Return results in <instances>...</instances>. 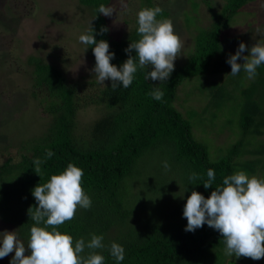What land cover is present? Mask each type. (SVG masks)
<instances>
[{
  "label": "trees",
  "instance_id": "16d2710c",
  "mask_svg": "<svg viewBox=\"0 0 264 264\" xmlns=\"http://www.w3.org/2000/svg\"><path fill=\"white\" fill-rule=\"evenodd\" d=\"M252 1L224 0L218 13L208 4L211 24L200 29L194 51L186 62L174 67L165 83L146 80V72L151 71L149 68L138 70L127 89L120 86L113 90L110 80L104 85L93 78L73 80L62 68L41 57H27V63L32 66L31 95L50 120L36 137L20 138L23 152L14 154L2 150L0 154V217L14 226L26 247L30 228L35 226L31 219L36 206L33 189L48 182L52 175L63 172L71 163L83 170L81 186L92 205L88 210L78 208L75 217L59 226L58 231L71 235L74 241L83 238L86 243L93 234L102 235L104 248L96 252L105 257L104 264L213 262L218 246L225 243L220 233L207 224L188 232L180 225L168 226L166 222L146 220L142 227L132 230L131 235L130 231L124 230V224L135 210L131 192L133 180L144 176L142 182L147 193L158 198H167L171 189L177 187L197 191L208 198L225 176L253 169V159L245 156V137L262 133L259 128L264 125V64L257 68L255 79L238 91L230 90L223 81H216L212 71V64L222 50V32L232 17ZM78 2L89 8L92 19L96 16L91 19L94 38L97 42L104 40L109 44V51L114 53L110 63L119 69L128 58L125 49L129 43L140 39L137 18L127 33L118 36L108 17L98 13L101 4L111 7L112 0ZM194 4L198 5V2ZM153 7L156 6L152 0H143L142 9ZM162 9L158 20L166 19L169 14ZM102 27L108 31L101 34ZM92 47L94 45L88 50L95 64ZM132 55L135 56L134 50ZM186 80H194L199 90L207 94V102L201 106L204 112L195 111L193 105L187 106L188 101L177 98L179 87ZM154 88L163 91L161 101L148 95ZM232 95L242 99L238 119L242 137L226 148L223 147L225 144L220 145V156L213 159L210 157V141L198 139L196 131L203 130L204 113L210 107H221L224 99H231ZM91 105L100 109V116L88 126L79 124L78 112ZM202 134L199 132L200 136ZM48 150L54 153L51 158L46 156ZM37 158L43 161L40 176L34 172L33 161ZM165 160L170 165L169 170L163 167ZM208 169L214 170L215 180L213 187L205 189L202 183L207 179ZM193 173L202 179L190 181ZM149 201L143 200L139 207ZM109 230L116 235L111 238ZM128 241H131L129 245ZM112 243L124 248L123 261L117 262L110 255ZM88 251L85 249L83 255L87 256ZM0 264H10V261L0 260Z\"/></svg>",
  "mask_w": 264,
  "mask_h": 264
},
{
  "label": "rangeland",
  "instance_id": "374dc122",
  "mask_svg": "<svg viewBox=\"0 0 264 264\" xmlns=\"http://www.w3.org/2000/svg\"><path fill=\"white\" fill-rule=\"evenodd\" d=\"M122 2L126 8L122 7ZM152 2L168 11L166 19H171L174 33L183 41L181 56L174 61V67H177L186 62L194 51L200 29L209 27L212 22L208 4L218 13L224 0H208V3L205 0ZM194 2H198V5ZM142 4L143 0H112L111 7L116 11L108 20L116 35L122 36L134 26ZM91 14L89 8L79 4L78 0H0V154L2 150L14 154L23 152L20 138L36 137L50 120L38 107L37 99L31 95L32 66L26 61L29 55L39 56L62 68L70 79L97 80L92 72L95 64L90 52L88 48L84 51L85 45L79 41V36L88 32ZM241 42L246 45L242 56L248 55L247 49L255 43H264V0L248 2L232 17L222 32V50L212 64L213 78L227 83V88L230 87L232 91L248 86L255 79H248L243 70L236 76H229L231 66L226 61L232 52H236ZM237 62L242 64L243 60L239 59ZM238 95L224 99L219 108L210 107L204 113L203 130L199 131L204 134L200 136L196 131L198 139L210 141V157L213 159L220 156V145L225 144L223 147L226 148L242 137L238 126L242 99ZM177 98L188 101L187 106L193 105L195 111L204 112L201 111V106L207 102V94L199 90L194 80H186L179 87ZM100 114L97 106H87L78 112L79 124L88 126ZM259 130L262 132L260 135L248 134L245 137L244 152L246 159H253V169L244 172L249 177L264 179V125ZM158 174L156 171V176ZM143 177L132 181V205L135 204V210L131 211L124 230L130 231L131 235L132 230L142 227L146 220L185 228L187 220L183 217V209L191 192L185 191L184 187H177L171 189L167 198H158L147 193ZM148 199L151 201L139 207L143 200ZM5 231H15L14 226L0 217V233ZM108 235L112 238L116 233L109 230ZM130 242L128 241V245ZM225 247L226 245L218 246L211 264H264V258L253 260L226 255ZM13 255L14 253H10L0 260L10 261Z\"/></svg>",
  "mask_w": 264,
  "mask_h": 264
},
{
  "label": "clouds",
  "instance_id": "9594fccd",
  "mask_svg": "<svg viewBox=\"0 0 264 264\" xmlns=\"http://www.w3.org/2000/svg\"><path fill=\"white\" fill-rule=\"evenodd\" d=\"M122 7L127 6L122 2ZM115 11L114 7L103 4L98 8V13L107 17ZM162 12L163 9L156 6L144 8L137 13L140 39L129 43L125 49L128 58L119 69L110 63L114 53L109 51V44L104 40H95L94 29L89 21L88 32L80 35L79 41L85 45L84 51L94 45L92 51L96 63L92 72L98 83L104 85L105 80H110L113 90L120 86L127 89L138 70L149 68L151 71L146 72V80L160 83L168 80L174 71V61L181 56L183 41L174 33L171 19H157ZM107 31V28L102 27L100 33ZM133 50L135 56L132 55ZM245 51L246 45L241 42L235 54L230 55L226 62L231 66L232 76L243 70L251 80L256 77L257 68L264 64V43H255L247 49L248 55L242 56ZM239 59L243 60L242 64L237 62ZM148 95L161 101L164 93L154 88ZM53 155L52 151H46L48 158ZM42 163L39 158L33 161L34 172L38 176L42 175ZM162 164L165 170L170 169L166 160ZM83 175L81 168L69 163L63 172L52 175L48 182L38 184L33 189L36 206L31 219L35 226L30 228L27 247L15 231L2 232L0 259L14 253L10 264H104L105 257L96 252L104 248L102 235L93 234L86 243L83 238L74 241L71 235L58 231L59 226L75 217L78 208H91L92 201L81 186ZM197 179L202 178L196 173L189 177L190 181ZM214 180V170L208 169L207 179L202 183L204 188L213 187ZM183 217L187 220L185 231L194 232L205 224L218 231L226 245V255L253 260L264 258V179L249 177L247 173L238 171L225 176L222 184L215 187L208 198L192 191L184 205ZM41 224L42 227L39 226ZM85 249L89 250L87 256L83 255ZM110 255L117 262L123 261L125 250L121 245L112 243Z\"/></svg>",
  "mask_w": 264,
  "mask_h": 264
}]
</instances>
